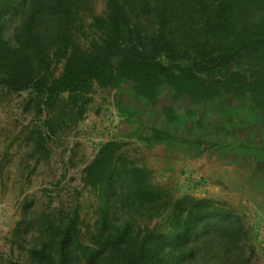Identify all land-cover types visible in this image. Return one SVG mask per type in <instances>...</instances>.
<instances>
[{"label":"trees","instance_id":"trees-1","mask_svg":"<svg viewBox=\"0 0 264 264\" xmlns=\"http://www.w3.org/2000/svg\"><path fill=\"white\" fill-rule=\"evenodd\" d=\"M98 1L104 3L100 14ZM8 23L15 24L11 43L4 36ZM123 83L148 106L169 89L192 107L234 95L240 107L264 114V0H0V87L28 93L38 115L46 112L42 131H31L37 163L50 157L56 122H77L95 88ZM162 114L168 127L180 121L173 105ZM140 139L147 147L179 142L158 129ZM127 141L102 143L83 168L92 220H83L78 205L68 211L48 206L21 233L23 264L244 260L238 246L247 234L238 217L211 200L170 193L123 150ZM153 220L164 228L150 226ZM231 250L233 261L224 260L220 253Z\"/></svg>","mask_w":264,"mask_h":264},{"label":"rangeland","instance_id":"rangeland-1","mask_svg":"<svg viewBox=\"0 0 264 264\" xmlns=\"http://www.w3.org/2000/svg\"><path fill=\"white\" fill-rule=\"evenodd\" d=\"M94 9L100 14L103 1L96 2ZM14 27L8 23L4 29L10 43ZM173 95L165 89L153 107L134 100L126 83L115 89L95 88L81 119L64 118V125L56 122L57 129L48 139L50 157L37 163V156L30 155L31 131H42L46 112L38 115L28 93L10 94L0 87V264H23L21 233L48 206L68 211L78 205L83 220H92L93 198L83 191L81 175L98 147L112 138L128 140L123 150L151 169L154 181L170 193L211 200L233 212L247 234L238 246L244 257L238 264H264V114L254 113L246 104L240 107L234 95L197 107L187 100L176 101ZM169 105L180 117L170 127L162 114ZM153 129L168 130L178 138L164 154L177 158L178 168L189 159L190 176L180 174L177 167L174 172L164 168L162 175L159 168L149 166L151 155L140 138L150 136ZM130 133L135 137H126ZM155 150L161 155L165 149ZM190 153L195 156L188 157ZM191 180L197 182L192 185ZM156 225L165 226L162 220L150 223ZM220 254L227 261L236 255L232 250Z\"/></svg>","mask_w":264,"mask_h":264},{"label":"crops","instance_id":"crops-1","mask_svg":"<svg viewBox=\"0 0 264 264\" xmlns=\"http://www.w3.org/2000/svg\"><path fill=\"white\" fill-rule=\"evenodd\" d=\"M157 146H164L165 150H162V151H164L163 154L160 155V154H158L156 152H153V151H156L155 147H157ZM173 147H175V146H174V143L172 141H166L164 143H154V144H151L150 147L146 146V149L148 150V152L151 155L150 165L149 166L156 167L157 169L159 168L158 169L159 170V174L162 173V175L165 172V169L167 171L169 170V172H170V170H172V172H174L173 168L177 167V164L175 162H178L180 164H181V162H179L177 158H173V157L169 158L168 157L169 155L167 153L164 154L166 152V149H170V148H173ZM190 154H191V156H188V157H192L193 158L195 156L193 153H190ZM158 161L165 162L164 166L161 167L162 165L160 163H158ZM187 162H189V159L184 160L183 165H181L179 168L177 167L178 168V172H180V174H183V175H184V173H185V175H188V173L192 174V170H189L190 167H189ZM187 170H189L190 172H188ZM188 176H190V174ZM191 181H192V183H191L192 185H194L197 182L195 180H191Z\"/></svg>","mask_w":264,"mask_h":264}]
</instances>
